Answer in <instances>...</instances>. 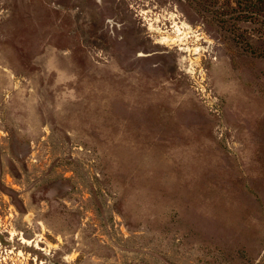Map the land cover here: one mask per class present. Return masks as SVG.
<instances>
[{"label":"rangeland","instance_id":"1","mask_svg":"<svg viewBox=\"0 0 264 264\" xmlns=\"http://www.w3.org/2000/svg\"><path fill=\"white\" fill-rule=\"evenodd\" d=\"M0 264H264V0H0Z\"/></svg>","mask_w":264,"mask_h":264}]
</instances>
